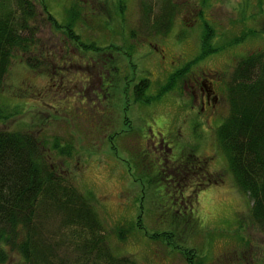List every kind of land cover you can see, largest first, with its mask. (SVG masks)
I'll return each mask as SVG.
<instances>
[{
  "label": "rangeland",
  "instance_id": "1",
  "mask_svg": "<svg viewBox=\"0 0 264 264\" xmlns=\"http://www.w3.org/2000/svg\"><path fill=\"white\" fill-rule=\"evenodd\" d=\"M43 1L63 28L42 30L52 44L49 57L47 49L36 53L41 69L14 57L0 92V129L35 135L50 162L92 200L115 254L138 264H216L220 253L223 264H264V233L213 131L228 112L236 62L264 48V0H172L166 34L150 27L141 0ZM207 27L211 51L197 59ZM85 62L110 68L103 88H94L91 65L90 90L82 88ZM203 73L221 101L214 119L211 105L201 109L191 90ZM144 78L149 85L136 95L134 85ZM195 152L206 163L186 168L190 180L180 176L178 184ZM5 264L25 262L9 250Z\"/></svg>",
  "mask_w": 264,
  "mask_h": 264
},
{
  "label": "trees",
  "instance_id": "2",
  "mask_svg": "<svg viewBox=\"0 0 264 264\" xmlns=\"http://www.w3.org/2000/svg\"><path fill=\"white\" fill-rule=\"evenodd\" d=\"M141 7L151 28L160 34L169 31L176 11L172 0H141ZM53 26L62 27L43 0H0V92L15 56L31 69H41L36 53L47 49L49 57L52 44L41 39V32ZM67 30L78 38L69 25ZM212 32L206 28L197 59L210 49L206 33ZM190 65L171 74L159 93L170 90ZM148 85L146 78L136 83V95ZM227 99L228 112L220 113L225 118L213 130L216 145L227 158L237 189L250 200L253 221L264 233L263 47L236 62ZM42 148L29 131L0 129V264L6 263L9 250L17 251L25 264H138L130 255L113 252L92 200L65 178ZM125 231L118 236L124 238ZM54 236L59 238L53 240Z\"/></svg>",
  "mask_w": 264,
  "mask_h": 264
},
{
  "label": "flooded vegetation",
  "instance_id": "3",
  "mask_svg": "<svg viewBox=\"0 0 264 264\" xmlns=\"http://www.w3.org/2000/svg\"><path fill=\"white\" fill-rule=\"evenodd\" d=\"M87 65H91L90 67L94 70V75L98 74V76H97L98 84H96L94 88L95 89H96V87L97 88L98 87L103 88V86L105 85V81L103 79H105L107 77V75L110 73V71H108V67H107V71H105V73H103V70H104L103 66H96V65H94V63H86V66L84 68V70H85L84 76L86 77V79H85L86 85H83L82 88H86L87 90H90L89 84H90L91 75H90L89 67ZM203 75H204V73L201 75L197 74L194 77V84L196 85V89L194 88L193 85H191V88H192L191 90H192V93L196 97L197 96L200 97L199 103H200L201 109H205L206 104L211 105L208 112L210 113L212 110L213 116L214 115L216 116L219 113V109H220V104H218V102L220 101V97L218 98V94L214 91L213 86L210 87V86L205 85L207 78H203ZM101 83H102V86H101ZM211 85H212V83H211ZM197 90H200V91L197 92ZM207 159H208V157H207ZM207 176H212V173L210 172ZM222 255H223V253H220L219 255H217L216 260H215L216 264H223L222 263ZM223 256H225V254Z\"/></svg>",
  "mask_w": 264,
  "mask_h": 264
},
{
  "label": "bare ground",
  "instance_id": "4",
  "mask_svg": "<svg viewBox=\"0 0 264 264\" xmlns=\"http://www.w3.org/2000/svg\"><path fill=\"white\" fill-rule=\"evenodd\" d=\"M237 4H235L234 6H233V8L236 10V8L237 7H235ZM247 11H249V10H247ZM247 33H250V31H246ZM206 35H207V42L209 43V41H210V38L212 37V35H213V33L212 34H210L209 35V33H206ZM204 36V35H203ZM248 36V35H247ZM202 39H203V37H202ZM239 47L240 46V44H238V45H236L235 47ZM209 51H211V50H208L206 53H208ZM255 51V50H254ZM205 53V54H206ZM204 54V55H205ZM203 55V56H204ZM203 56H201L200 58H202ZM227 101V103L226 104H228V99L226 100ZM145 142V141H144ZM161 144H162V142H161ZM141 145H143V144H141ZM143 147H145V146H143ZM146 148V147H145ZM191 160L187 163V166L188 167H184L183 168V170H181V172H180V174L178 175V177H177V183L178 184H180V182H181V180H180V176H181V178H186V179H188V180H190V177L189 176H187V170H186V168H188V170H190L191 172L192 171H198V155H197V153L195 152L194 154H191ZM188 182H186V183H184L185 184V188H182V189H179V191L181 192V194H182V190L183 189H186L187 188V186H188V184H187Z\"/></svg>",
  "mask_w": 264,
  "mask_h": 264
}]
</instances>
